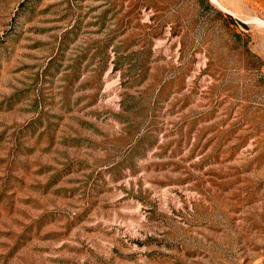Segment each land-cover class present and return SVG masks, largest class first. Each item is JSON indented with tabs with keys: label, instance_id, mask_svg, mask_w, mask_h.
<instances>
[{
	"label": "rangeland",
	"instance_id": "obj_1",
	"mask_svg": "<svg viewBox=\"0 0 264 264\" xmlns=\"http://www.w3.org/2000/svg\"><path fill=\"white\" fill-rule=\"evenodd\" d=\"M0 264H264V0H0Z\"/></svg>",
	"mask_w": 264,
	"mask_h": 264
}]
</instances>
